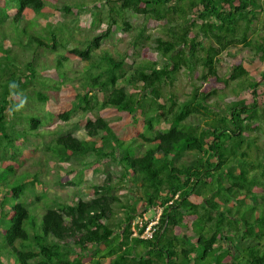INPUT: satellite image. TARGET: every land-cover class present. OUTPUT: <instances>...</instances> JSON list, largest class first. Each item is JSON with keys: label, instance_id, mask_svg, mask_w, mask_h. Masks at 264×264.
<instances>
[{"label": "trees", "instance_id": "trees-1", "mask_svg": "<svg viewBox=\"0 0 264 264\" xmlns=\"http://www.w3.org/2000/svg\"><path fill=\"white\" fill-rule=\"evenodd\" d=\"M106 3V28L85 45L68 48V40H61L64 51L57 65L80 57L96 73L84 76V92L77 93L73 85L46 84L54 90L68 89L56 113L62 120L70 119L75 102L83 115L93 113L80 120L88 138L67 133L50 139L45 153L35 144L24 148L28 155L39 152L35 163L24 160L22 151L17 156L15 149L23 148L28 136L38 138L54 130H45L34 115L27 116L21 130L14 124L25 116V98L44 102L48 89L28 95V88L39 84L34 65L30 60L18 65V60L10 67L18 51L5 46V32L0 35V173L7 172L0 180V264H8L3 257L9 264H82L88 252L89 264H264V210H258L264 207V64L250 63L254 58L264 62V0ZM5 5L0 0V9ZM83 6L80 0L62 8L71 15ZM14 8L9 29L21 17L29 21L42 16L48 4L16 0ZM130 15L142 16L141 24L133 26ZM4 25L0 20L1 32ZM156 25L162 34L151 36L147 30ZM115 27L131 32L129 47L134 50L142 41L151 42L145 59L133 64L131 72L127 53L120 58L107 50L95 53ZM55 33L51 44L31 33L22 49L30 51L29 46L37 44L56 50ZM238 45L252 53H229L231 59L225 62L220 55ZM100 57L106 66L96 61ZM219 65L227 67L225 76L219 75ZM196 68L202 72L195 73ZM180 73L192 79L186 102H179L171 90L163 93ZM120 80L135 89L118 86ZM107 109L113 111L112 119L102 113ZM189 117L195 124L186 122ZM160 122L168 125L166 131L157 128ZM183 153H195L197 159L179 160ZM87 154L97 158L93 168L116 163L119 170L94 184L83 180L81 168L69 178L77 166L58 163ZM51 159L57 164V183L74 188L83 184L88 197L68 191L54 195L44 183L36 189L38 195L29 197V203L42 201L40 215V208L28 206L22 195L40 181V161ZM49 193L56 197L53 206ZM10 198L14 204L7 211ZM151 206L161 207L153 236H133L134 218ZM73 253L81 258H72Z\"/></svg>", "mask_w": 264, "mask_h": 264}, {"label": "rangeland", "instance_id": "rangeland-1", "mask_svg": "<svg viewBox=\"0 0 264 264\" xmlns=\"http://www.w3.org/2000/svg\"><path fill=\"white\" fill-rule=\"evenodd\" d=\"M77 1L80 0H46V5L48 4V9L42 16L34 17L29 21H25L24 18L21 17L19 18L17 24L15 26H11L10 29L9 23L15 13L14 7L16 4V0H5L6 5L4 7L6 8L3 9L4 7H2L0 9V20L5 24L2 32L0 31V35H3L2 33L5 32V46H9V49H14L16 50V52L18 51L19 55V57H17L16 53L14 54L16 60H12L9 66L11 67V65H17L18 60L20 61V64L18 65H21L22 63H25L29 60L32 61L35 68V72H37L35 78L39 82V84L37 85L36 83L34 89L32 87L28 88V95L32 96L35 93L34 90L41 89L42 91H45L46 88L48 89L46 94L49 98H47L44 102L34 100L32 97L31 99L25 98L23 103V109L26 111L25 116L21 120H15V128L21 130L24 126H26L24 120L27 118L28 115L39 116V118H41L42 124L44 125V128H46L45 130H54V132L47 131L45 133H42V135L38 136V138L28 136V140H23L22 142L23 148H16V152H14L13 150V152L16 153L17 156H19L22 151L24 153V160H26L27 162L35 163L37 160L39 152H33L32 154L29 152L30 155H28L26 153L28 151L25 152L24 150V148H33V144L37 145L39 148H42L43 146L44 148L42 151H40V153H45V151H48L45 149V145L49 143L50 139L57 138L60 135L70 133L73 136L79 138H88L82 124L80 123V120L81 118L93 117L94 115L93 113L89 112L83 115L79 110V102H75L71 106L72 116L69 120H62L58 117V115H56V113L59 110V106L61 105L63 100L67 98L66 93L68 92V89L64 88V86L73 85L77 90L76 92L81 94L82 92H84L81 85L83 83L84 76L86 75L89 78L90 76L95 75L96 73L94 72V70L89 69L87 61L80 57H76L75 59L67 61L64 60L63 64L60 66L57 65L56 61L57 58L61 56V53L64 51V48L62 47L63 41H61L63 38L68 40V48H71L75 45H85L88 41V38L90 39L92 36L96 35L101 30L106 28L108 23V5L106 3V0H81L82 2H84V6L80 7V9H78L75 14L70 15L63 11L62 7L64 3L71 4ZM4 12H6V15L3 17L2 14ZM99 18L101 19V21H98ZM142 19V16H129L130 23L135 27L141 24ZM263 19L264 13L260 16V20ZM256 25L258 26V29L261 30V21L256 22ZM31 33L48 44L52 43V34H57V37L59 38L58 49L52 50L50 48L33 44V46H29L31 52L27 49L23 50V43L28 40V35ZM147 33H149L151 36H157L162 34V32L159 30L158 25L149 27ZM58 34H60L61 37L58 36ZM130 34V31L125 32L121 29V27H115L112 33L102 39L100 48L97 49L95 53L98 55L101 51L107 50L111 52L116 58H120V56L127 53L125 63L128 67L127 70L131 72L133 64L145 59V52L148 50V48H151V42L149 43L148 41H142V43L140 42L141 45L138 46L136 50H134L133 47H129V42L132 39V36ZM235 52H240L242 56L250 55L252 53L249 48H244L241 45H238L236 47H230L228 50L224 51L220 56H222V59L226 62L231 59L229 53ZM154 56L155 58L159 59V56L156 55V53H154ZM100 58H97L96 61L101 60V65L106 66V62H102L106 59ZM8 60L10 59L8 58ZM250 63L254 67H258L264 64V62H262L259 58L252 59ZM244 64L247 69L251 68L250 64H248L246 61ZM218 70L219 75L225 76L227 67L225 65H219ZM195 71V73H201L202 69L196 68ZM191 80L192 79L189 78L186 74L180 73L175 84L170 89L164 88L163 93L167 94L168 90H171L175 92L179 102H186L187 94L191 86ZM32 82H35V80H33ZM196 83L200 84V81L196 80ZM46 84H63L64 86L60 90H54L52 89V87L46 86ZM40 85H42L43 87H40ZM118 86H125L129 90L135 89L133 86H131V84H124L121 80L118 82ZM244 95L245 94L243 92L241 94V97H243ZM227 97L229 99L232 98L231 91L227 92ZM160 102H163V100H160ZM102 113L107 118H113V111L110 109L104 110ZM138 113L141 114L140 112ZM193 120L194 119L189 117L186 119V122L189 124H193ZM156 126L161 131H166L168 127V125L163 122L158 123ZM139 127H141V121L139 123ZM257 143L261 145V139ZM51 148H53V146ZM31 151H33V149ZM255 152L256 150H254L253 146L252 152L250 153L251 157L254 158ZM136 154L140 153L137 152ZM47 156L53 157L50 155L49 152H47ZM96 159L97 158L94 154H87V156H85L84 158L72 156L69 159H61L58 161V163L65 166H68V164L71 163L72 165L77 166L78 171L76 170L74 173H71L69 175V178L73 177L76 173L79 174V168H81L83 180H88L94 184H100L109 171L119 170V166L116 163L93 168L92 165L94 164ZM196 159L197 156L195 153H183V156L179 160H184L185 162H193ZM174 161H177V159ZM56 166V162L52 159L46 163L44 161H40V167L42 170H39L40 181L36 183L34 187H28L25 190L24 194L22 195V198L26 200V202L29 203V197L33 198L35 194L38 195L40 193L38 192L39 187H41L44 183H48L47 186L50 188V191L54 192V195L55 193L60 194V192L64 193L68 191L72 193H77V195H79L83 199H86L88 197L87 189L84 187L83 184L76 185L75 187L77 188L70 187V185L58 184L57 180L59 176L56 171ZM6 177V171L5 173H0V180ZM36 189L38 191H36ZM48 196L50 197L52 196V194L49 193ZM42 199L47 200L45 193H42ZM194 199L195 197H192V200ZM55 200L56 197L52 196L49 201L51 205H49L53 206ZM13 204L14 201L11 198L8 199V203L6 204L4 209L8 211ZM41 205H43L41 200H35L34 203L28 204V206L30 207H37L36 209H39ZM258 210L260 212H263L264 207L261 206ZM42 213L43 212L40 208V215ZM69 242H71V240ZM102 247L103 246L101 245L98 248ZM91 255V252L83 254L84 261L82 264H89V259ZM71 257L81 258L80 255H77L76 257V253H73ZM3 260L8 264L11 262H9L6 257H3Z\"/></svg>", "mask_w": 264, "mask_h": 264}, {"label": "built area", "instance_id": "built-area-1", "mask_svg": "<svg viewBox=\"0 0 264 264\" xmlns=\"http://www.w3.org/2000/svg\"><path fill=\"white\" fill-rule=\"evenodd\" d=\"M161 214V207L151 206L143 214L137 215L131 226L133 236L141 238H151L156 230V223ZM142 232L140 233V231Z\"/></svg>", "mask_w": 264, "mask_h": 264}]
</instances>
